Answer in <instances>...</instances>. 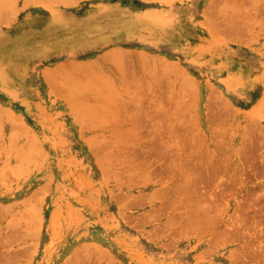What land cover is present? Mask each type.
I'll use <instances>...</instances> for the list:
<instances>
[{"label": "rangeland", "instance_id": "rangeland-1", "mask_svg": "<svg viewBox=\"0 0 264 264\" xmlns=\"http://www.w3.org/2000/svg\"><path fill=\"white\" fill-rule=\"evenodd\" d=\"M0 264H264V0H0Z\"/></svg>", "mask_w": 264, "mask_h": 264}, {"label": "bare ground", "instance_id": "bare-ground-1", "mask_svg": "<svg viewBox=\"0 0 264 264\" xmlns=\"http://www.w3.org/2000/svg\"><path fill=\"white\" fill-rule=\"evenodd\" d=\"M122 61V60H121ZM122 65V64H121ZM57 81V80H56ZM115 108V107H114ZM110 110V109H109ZM112 110V109H111Z\"/></svg>", "mask_w": 264, "mask_h": 264}]
</instances>
